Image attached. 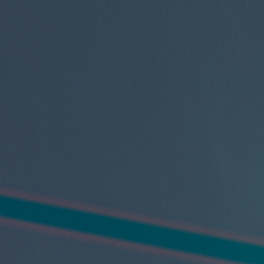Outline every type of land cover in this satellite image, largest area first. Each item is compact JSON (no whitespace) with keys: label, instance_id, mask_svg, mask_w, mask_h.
Wrapping results in <instances>:
<instances>
[{"label":"water","instance_id":"1","mask_svg":"<svg viewBox=\"0 0 264 264\" xmlns=\"http://www.w3.org/2000/svg\"><path fill=\"white\" fill-rule=\"evenodd\" d=\"M0 264H264V0H0Z\"/></svg>","mask_w":264,"mask_h":264}]
</instances>
